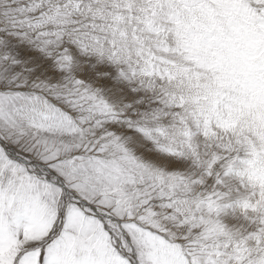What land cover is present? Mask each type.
<instances>
[{
    "label": "snow or ice",
    "instance_id": "1",
    "mask_svg": "<svg viewBox=\"0 0 264 264\" xmlns=\"http://www.w3.org/2000/svg\"><path fill=\"white\" fill-rule=\"evenodd\" d=\"M0 264H264V0H0Z\"/></svg>",
    "mask_w": 264,
    "mask_h": 264
}]
</instances>
